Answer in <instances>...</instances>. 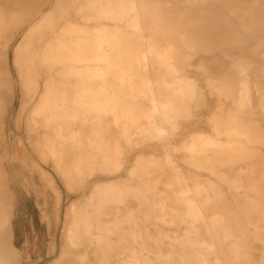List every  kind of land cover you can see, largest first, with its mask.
Here are the masks:
<instances>
[{"label": "rangeland", "instance_id": "374dc122", "mask_svg": "<svg viewBox=\"0 0 264 264\" xmlns=\"http://www.w3.org/2000/svg\"><path fill=\"white\" fill-rule=\"evenodd\" d=\"M26 1L32 0H22L12 11L16 0H0V158L5 171L11 176L4 208L8 214H12L13 234L11 239L0 233V257L7 264H62L60 253L63 234L70 220V205L81 200L86 202L99 182L112 184L129 179L127 169L142 152L161 155L164 149L161 141L140 145L130 152V165L122 173L98 175L84 180L73 193L67 189L46 148L45 141L53 137L54 133L45 126L44 121L54 107L55 120L63 124L74 120L70 130L79 132L77 139L87 144L91 124L82 125L81 119H88L96 110H108L110 106L96 103L93 108L88 102L90 100L92 103L98 96H81V90L78 89H81V84H88L83 78L99 70L96 60L102 55L117 61L116 66L107 69L108 86H120L117 93L124 94L126 104L141 102L144 106L148 105L142 95L146 89L136 49L138 36L127 27V20L121 26L106 22L107 30L115 32L119 39L117 43L120 50L115 55L111 49L113 44L111 48L107 46V51H110L108 54L106 51L97 54L91 41L85 45L89 48L79 52L81 62L77 65L69 66L61 62L44 64L40 53L35 50L38 40L35 30L41 27L39 32L53 30L54 33V30H58L63 24L61 20L55 23V19H58L62 5H66L68 0H33L31 9L25 8ZM145 1L149 19L144 22L146 31L143 42L148 49L152 47L155 51L149 55L152 75L168 83L156 84L155 90L167 94L168 98L164 102L169 103L172 109L168 119L163 121V126L169 132L163 139L166 148L188 180L214 181L226 198L225 205L232 208V214H243L238 207L248 205L247 199L264 200V93L260 84L264 72V20L249 30L237 21L230 25L223 20L221 9L232 7V4L223 3L224 0H220L217 10L212 0ZM238 4L242 6L244 3ZM73 5L77 7L76 3ZM99 26L98 22H93L84 25V28L93 31ZM51 35L54 44L58 39L71 44L69 36H62L61 33ZM31 40L35 44L34 48L24 47ZM192 46H197L199 50H193ZM65 53L59 56L65 57ZM18 54L22 56L17 57ZM61 57L58 60L65 59ZM27 66H34L43 73L41 76L51 79L56 87L51 88L54 87L57 94L58 90L65 93L63 97L60 94L54 99L55 106L50 99L37 121H30V116L40 101L42 89L28 90L21 81ZM171 67L172 71L169 69ZM117 71L123 75V82L116 78L119 77ZM127 76H135V82L130 85ZM31 77L36 79L37 76L31 73ZM175 79L182 81L179 89L172 86L174 84L171 82ZM95 85L98 88L102 84L98 81ZM240 86L247 89L244 98L239 95ZM78 101L81 106H77ZM100 102L103 103L102 100ZM183 114L187 116L182 128L179 131L172 130L175 116ZM102 119L108 120L104 123L110 125L111 137L123 142L124 146L120 129L115 127L113 114L109 112L102 115ZM195 131L197 133L194 134ZM189 147L195 152L187 153ZM70 148H74V145ZM128 149L127 146L125 150ZM186 156H192L193 161H186ZM211 171L224 172L230 182L241 184L240 194H235L230 185L212 176ZM158 188L164 190L163 185ZM139 203L135 198L128 197L122 209H133L134 215L144 223L148 219L153 221L155 214L146 216L142 209L143 201L141 206ZM123 210L121 214L104 212L102 218L111 221L122 216ZM164 229L170 236H174L175 232L179 235L184 233L183 227L167 225ZM9 243L14 245L15 251L9 248ZM253 246L254 264H261L263 244L255 242ZM102 250L97 245L90 247L86 262L98 264ZM78 254L70 256L71 263L68 264H79Z\"/></svg>", "mask_w": 264, "mask_h": 264}, {"label": "bare ground", "instance_id": "6f19581e", "mask_svg": "<svg viewBox=\"0 0 264 264\" xmlns=\"http://www.w3.org/2000/svg\"><path fill=\"white\" fill-rule=\"evenodd\" d=\"M21 1L16 0L11 10L13 11ZM32 1H26L25 8L31 9L34 5ZM244 1H222L232 4V7L221 9L222 17L230 25L237 21L249 30L264 20V0H246V6ZM212 2L216 10L219 9L220 0H212ZM73 3H76L77 7H74ZM238 3L244 4L239 6ZM147 9L145 0H68L66 5H62L58 19H55V23L61 20L63 24L58 30H54V33L53 30L39 32L42 27L38 31L35 30L38 39L35 50L40 53L44 64L61 62L69 66L81 62L78 58L81 54L79 52L89 48L85 45L91 41L94 44L93 50L97 54L105 51L108 54L110 51H107V46L111 48V44H113L111 48L113 55L120 50L117 43L119 39L115 32L107 30L104 24L106 22L121 26L120 24L127 20V27L138 36L136 49L144 75L142 82L146 89L141 94L148 105L144 106L141 102L124 106L112 105L114 107L110 106L108 110L106 108L96 110L93 119H81L82 125L89 122L92 128L87 144L80 143L77 139L79 133L70 130L74 120L66 124L55 120L54 107L49 113L50 116L44 121L45 126L51 128L54 133L53 137L45 141L46 148L69 191L73 193L84 180L96 178L98 175L122 173L130 165V152L140 145L161 141L164 149L161 155L154 152L148 154L142 152L127 169L129 179L112 184L99 182L95 184L86 202L80 201L70 205V220L66 228L65 244L60 254V261L62 264L71 263L70 256H78L80 253L79 264H88L86 262L88 248L97 245L103 248L98 264H254L255 247L253 245L255 242H261L263 247L260 262L264 264V200L247 199L248 205L238 207L244 213L232 214V208L225 205L226 198L219 185L210 179L188 180L175 157L166 148L163 139L169 135V132L163 126V121L168 119L172 109L169 103L164 102L165 98H168L167 94H161L155 90L156 84L168 83L152 75L149 55L155 51L152 47L148 49L143 42V34L146 31L144 22L149 19ZM167 19L170 20L169 17ZM53 21L52 19L51 22ZM93 22H98L100 26L93 31L84 28V25H91ZM192 24L195 23L192 22ZM55 33L69 36L71 44H67L63 39H58L56 44L52 43L51 34ZM33 43L31 40L24 47L34 48ZM192 48L196 50L197 46ZM63 52H66L65 57L59 56ZM20 56L22 55L18 54L17 57ZM59 57L65 59L58 60ZM96 61L99 70L83 78L90 89L86 85L80 95H92L93 98L98 96L95 99L104 97L107 102L111 100L110 104H113L118 93L108 90L107 94L104 87L109 83L107 69L116 66L117 61L110 59L107 55L100 56ZM173 67L169 69L172 71ZM117 72L119 77L116 78L123 82V75ZM31 73L37 76L36 79L31 77ZM41 75L43 73L34 66H27L21 76V81L28 90L42 89L40 101L32 111L30 121L40 119L50 99L55 106L54 99L60 94V97L65 94L60 90L57 94L53 90L55 84L53 85L51 79L47 80ZM127 78L130 84L135 82L136 77L127 76ZM98 81L102 85L97 91H92L91 87L95 83L98 84ZM58 82L62 83V81ZM171 83L174 84L172 85L174 88L179 89L182 81L175 79ZM260 84L264 93V72ZM52 86L54 87L51 88ZM246 90V87L240 86L241 98L246 96ZM175 93L179 94L177 91ZM225 95L227 97L226 93ZM95 102L98 103V101ZM109 112L113 114L115 127L120 129L124 144L129 147L128 150H125L115 137H111L109 132L111 127L109 124L105 125L102 115ZM186 116L187 114L175 116L172 121V130L179 131ZM73 145L76 148V155L70 156V147ZM186 151L187 153L195 152L191 147ZM185 158L186 161H193L192 156ZM210 173L220 178L222 183L230 185L235 194H240L239 189L242 185L236 181L230 182L226 173L215 171ZM7 177L0 161V233L10 238V216L4 208L7 202L5 196ZM159 185H163L164 190H160ZM128 197L138 200L139 206L142 200L144 203L142 209L146 216L154 213L156 218L153 221L148 219L144 223L142 219L134 215L133 209L123 210L122 207ZM121 210L123 215H117L118 217L111 221H104L102 218L104 212L121 214ZM167 225L183 227L184 233L179 235L175 232L174 236H170L164 229ZM9 248L13 250L12 245ZM0 264H7L2 257H0Z\"/></svg>", "mask_w": 264, "mask_h": 264}, {"label": "crops", "instance_id": "0c3cea01", "mask_svg": "<svg viewBox=\"0 0 264 264\" xmlns=\"http://www.w3.org/2000/svg\"><path fill=\"white\" fill-rule=\"evenodd\" d=\"M109 84V83H108ZM108 84L107 85H105V87H104V90H107L106 91V93L108 94V90H113V91H116L117 92V89H120L121 87L119 86V88H117V86H111V87H109L108 86ZM77 85H80V84H77ZM86 85H88V89H90L89 88V84H85V86ZM84 85L82 86V84H81V89H78V90H84V87H85ZM108 86V87H107ZM96 87V85H94V86H92L91 87V89H92V91L94 90V91H96V90H98L99 88H95ZM97 87H98V85H97ZM41 90V89H40ZM125 96H124V94H120V93H118L117 94V98H115L114 100H115V103L113 102V104L115 105V106H124L126 103H125ZM100 100H102L103 101V103L101 102L100 103ZM95 101H98V104L100 105V104H102V105H108V107L109 106H111V105H113V104H110V102H111V100H109V102H108V104H107V102H104V101H106L105 99H104V97L101 99V98H98V99H95V100H92V103H91V101L89 100V105H91L93 108H94V104H96V102ZM81 106V104H80V101H78V104H77V106ZM83 105V104H82ZM95 114H93L92 113V115L90 116V118L88 117V119H93L95 116H94ZM85 118V117H84ZM104 121H108L107 119H103ZM110 130H111V128H110ZM91 131H92V128H90V136L89 137H91ZM79 133V132H78ZM115 134V133H114ZM89 139V138H88ZM116 140H117V138H116ZM118 143L122 146V144H123V142H120L119 140H118ZM123 148H125L126 149V147H125V145L124 146H122ZM74 155H76V151L74 150V148H70V156H74ZM0 161L2 162V165H3V161H2V159L0 158ZM55 169H56V167H55ZM3 170H4V172L6 173V175H8V177H7V191H8V188L10 189V187H8V182L11 180H9V178H11V176H9V174L5 171V168H4V166H3ZM56 171H57V169H56ZM58 172V171H57ZM57 190H58V188H57ZM81 201H83V200H81ZM78 202H80V201H78ZM75 203V202H74ZM69 216H70V210H69V214H68ZM9 216H10V226H9V231H10V238L12 239L13 238V234H12V214H9ZM67 228V227H66ZM65 236H66V229H65V232H64V234H63V245H62V248H63V246H64V244H65ZM12 245V244H11ZM12 248L14 249V250H16V248L14 247V245H12ZM62 248H61V251H62ZM89 249V248H88ZM61 254V253H60Z\"/></svg>", "mask_w": 264, "mask_h": 264}]
</instances>
